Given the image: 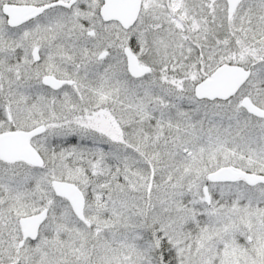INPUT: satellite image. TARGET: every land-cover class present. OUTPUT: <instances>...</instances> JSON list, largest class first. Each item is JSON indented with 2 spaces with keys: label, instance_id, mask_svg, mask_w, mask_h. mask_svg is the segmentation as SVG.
Here are the masks:
<instances>
[{
  "label": "snow or ice",
  "instance_id": "obj_1",
  "mask_svg": "<svg viewBox=\"0 0 264 264\" xmlns=\"http://www.w3.org/2000/svg\"><path fill=\"white\" fill-rule=\"evenodd\" d=\"M0 264H264V0H0Z\"/></svg>",
  "mask_w": 264,
  "mask_h": 264
}]
</instances>
